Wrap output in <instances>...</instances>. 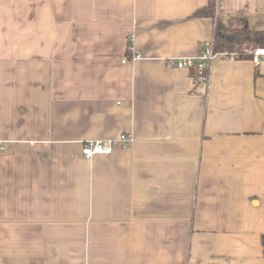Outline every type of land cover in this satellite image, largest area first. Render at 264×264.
Instances as JSON below:
<instances>
[{
  "label": "crops",
  "instance_id": "1",
  "mask_svg": "<svg viewBox=\"0 0 264 264\" xmlns=\"http://www.w3.org/2000/svg\"><path fill=\"white\" fill-rule=\"evenodd\" d=\"M237 19L264 0H0V264H264V58L168 64Z\"/></svg>",
  "mask_w": 264,
  "mask_h": 264
},
{
  "label": "built area",
  "instance_id": "2",
  "mask_svg": "<svg viewBox=\"0 0 264 264\" xmlns=\"http://www.w3.org/2000/svg\"><path fill=\"white\" fill-rule=\"evenodd\" d=\"M252 55V61L256 66H259L261 60L264 58V47H259L254 50L246 49L245 54ZM238 60L241 59V54L237 51L224 50L216 52L213 48L202 51L198 56L186 58V59H171L168 64L170 67L178 69H189L197 73L199 80L206 81V69L208 63H212L216 58ZM141 57L139 55H133L132 59L138 60ZM133 141L131 135H121L118 139L113 140H90L86 141L82 145V155L86 159H92L97 155H109L115 148L120 145L123 148L129 146Z\"/></svg>",
  "mask_w": 264,
  "mask_h": 264
},
{
  "label": "trees",
  "instance_id": "3",
  "mask_svg": "<svg viewBox=\"0 0 264 264\" xmlns=\"http://www.w3.org/2000/svg\"><path fill=\"white\" fill-rule=\"evenodd\" d=\"M197 16H215V4H210L207 8L199 11ZM230 32L226 27H223L221 32H218L215 40V50H230L237 51L241 54V58L252 59V55L246 53V49H256L263 47L264 45V34L260 32H254L250 30L248 22L244 19H237L231 21ZM229 27V28H230ZM227 30L228 33L223 32Z\"/></svg>",
  "mask_w": 264,
  "mask_h": 264
},
{
  "label": "water",
  "instance_id": "4",
  "mask_svg": "<svg viewBox=\"0 0 264 264\" xmlns=\"http://www.w3.org/2000/svg\"><path fill=\"white\" fill-rule=\"evenodd\" d=\"M218 28H219V30H222L223 26L220 24Z\"/></svg>",
  "mask_w": 264,
  "mask_h": 264
}]
</instances>
